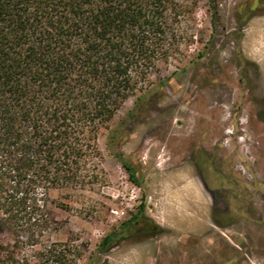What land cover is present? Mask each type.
<instances>
[{
    "label": "rangeland",
    "instance_id": "1",
    "mask_svg": "<svg viewBox=\"0 0 264 264\" xmlns=\"http://www.w3.org/2000/svg\"><path fill=\"white\" fill-rule=\"evenodd\" d=\"M175 1L177 59L100 133L104 181L50 193L45 240L79 245L75 264H264V0ZM7 208L0 259L33 264Z\"/></svg>",
    "mask_w": 264,
    "mask_h": 264
},
{
    "label": "trees",
    "instance_id": "2",
    "mask_svg": "<svg viewBox=\"0 0 264 264\" xmlns=\"http://www.w3.org/2000/svg\"><path fill=\"white\" fill-rule=\"evenodd\" d=\"M185 12L175 0H0V193L38 246L33 264L81 257L74 242L45 240L50 193L104 181L98 137L177 59Z\"/></svg>",
    "mask_w": 264,
    "mask_h": 264
}]
</instances>
